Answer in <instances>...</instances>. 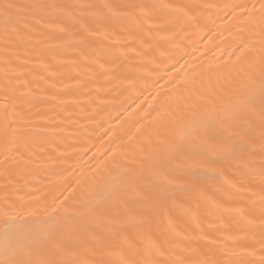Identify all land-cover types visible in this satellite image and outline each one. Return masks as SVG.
I'll return each mask as SVG.
<instances>
[{
  "label": "bare ground",
  "instance_id": "6f19581e",
  "mask_svg": "<svg viewBox=\"0 0 264 264\" xmlns=\"http://www.w3.org/2000/svg\"><path fill=\"white\" fill-rule=\"evenodd\" d=\"M260 2L0 0V260L24 231L77 264H260L264 23L232 14ZM209 124L247 150L186 167Z\"/></svg>",
  "mask_w": 264,
  "mask_h": 264
},
{
  "label": "snow or ice",
  "instance_id": "6c2138e0",
  "mask_svg": "<svg viewBox=\"0 0 264 264\" xmlns=\"http://www.w3.org/2000/svg\"><path fill=\"white\" fill-rule=\"evenodd\" d=\"M5 8L11 7V5H4ZM237 12L248 16L250 19L258 18L264 23V0H261L260 4H236L232 6V14ZM253 13L256 14L253 17ZM264 31V30H262ZM261 51L264 52V35L260 38ZM259 97L262 113H264V67L261 68L259 73ZM252 102H255V98H252ZM11 103H0V110L7 113L11 110ZM237 130L233 131L232 129ZM243 130L239 129L237 125L233 124L228 126L226 134H217L211 124L205 125L202 128V133L206 135L211 141L206 148L201 151H192L188 153L191 158V163L185 162V166L189 168H196L201 165L207 164L209 170L219 165L225 158L238 156L241 152L247 150V145L243 141ZM184 145L179 146L180 151L184 149ZM169 161H159L158 165L163 166ZM119 195V193H118ZM4 215L7 219L4 222V230L7 233L11 227V222L15 219L13 215L5 212ZM46 250L55 251V245L51 243V239L48 233H26L20 231L16 237V240L12 243H6L3 260H0V264H77L71 260H56L51 259L43 255ZM182 264V262H181ZM228 264V262H225ZM260 264H264V257L261 258Z\"/></svg>",
  "mask_w": 264,
  "mask_h": 264
}]
</instances>
